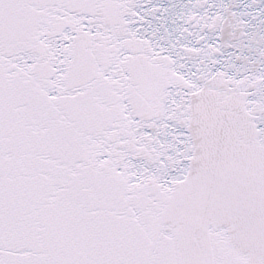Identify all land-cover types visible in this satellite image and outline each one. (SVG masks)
Returning a JSON list of instances; mask_svg holds the SVG:
<instances>
[{
	"label": "snow or ice",
	"instance_id": "6c2138e0",
	"mask_svg": "<svg viewBox=\"0 0 264 264\" xmlns=\"http://www.w3.org/2000/svg\"><path fill=\"white\" fill-rule=\"evenodd\" d=\"M0 264H264V0H0Z\"/></svg>",
	"mask_w": 264,
	"mask_h": 264
}]
</instances>
